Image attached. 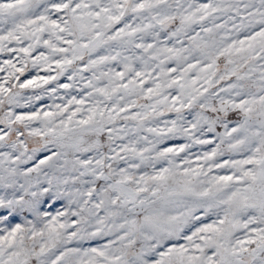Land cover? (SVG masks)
<instances>
[{
    "label": "snow or ice",
    "instance_id": "1",
    "mask_svg": "<svg viewBox=\"0 0 264 264\" xmlns=\"http://www.w3.org/2000/svg\"><path fill=\"white\" fill-rule=\"evenodd\" d=\"M0 264H264V0H0Z\"/></svg>",
    "mask_w": 264,
    "mask_h": 264
}]
</instances>
